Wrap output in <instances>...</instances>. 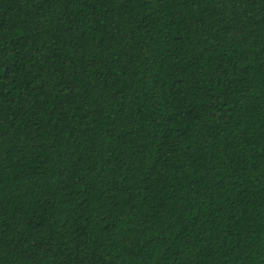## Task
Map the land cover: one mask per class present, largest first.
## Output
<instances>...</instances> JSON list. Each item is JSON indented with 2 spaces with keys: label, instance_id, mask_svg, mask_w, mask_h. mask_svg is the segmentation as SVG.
I'll use <instances>...</instances> for the list:
<instances>
[{
  "label": "trees",
  "instance_id": "obj_1",
  "mask_svg": "<svg viewBox=\"0 0 264 264\" xmlns=\"http://www.w3.org/2000/svg\"><path fill=\"white\" fill-rule=\"evenodd\" d=\"M0 264H264V0H0Z\"/></svg>",
  "mask_w": 264,
  "mask_h": 264
}]
</instances>
